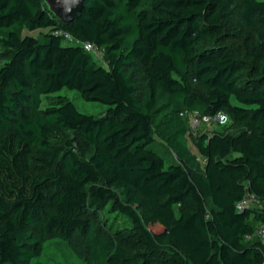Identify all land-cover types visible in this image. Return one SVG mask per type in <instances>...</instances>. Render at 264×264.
Instances as JSON below:
<instances>
[{
    "label": "trees",
    "instance_id": "trees-1",
    "mask_svg": "<svg viewBox=\"0 0 264 264\" xmlns=\"http://www.w3.org/2000/svg\"><path fill=\"white\" fill-rule=\"evenodd\" d=\"M0 48V264H62L34 260L56 237L87 264H264V0H85L69 22L0 0ZM63 87L109 107L43 106ZM220 110L193 135L190 113ZM109 208L124 236L96 223Z\"/></svg>",
    "mask_w": 264,
    "mask_h": 264
},
{
    "label": "rangeland",
    "instance_id": "rangeland-1",
    "mask_svg": "<svg viewBox=\"0 0 264 264\" xmlns=\"http://www.w3.org/2000/svg\"><path fill=\"white\" fill-rule=\"evenodd\" d=\"M49 29L50 27H43L34 30L25 29L24 33L38 35L40 32L48 31ZM261 32L262 31L260 29H256L254 31V34L260 35ZM5 55H6L5 51L2 48H0V64L3 62ZM98 61L106 64L105 59ZM58 96H67L68 98H70L75 102V104L77 105L80 111L87 114L101 115L109 107V105L99 101L86 100L85 98H83V96L78 90L70 89L68 87H63L57 92L50 94L49 98L45 97L43 100V106H45L49 101L56 99ZM214 128H221V127L217 126L216 124H212L209 126L200 125L196 128H192L191 131L194 136H199V134L203 130H211ZM66 134L70 137H74V135L70 132ZM74 139L77 146L80 147V143H78L76 138ZM155 146L159 148L161 153L166 157L167 163H170L175 160L174 152L167 145H165L162 142H155ZM84 152L88 156L92 152V150L91 148H87L84 149ZM116 191L120 192L119 190ZM95 220L96 223L100 224L103 232L109 230L112 233L119 235V237L124 236L129 231V229L133 227V221L130 218L124 215L118 216L115 214L114 210L112 209L110 210V208L103 210V212H100L98 216L95 218ZM149 226L153 230L156 228V226H154L152 223H149ZM129 239L130 238L127 237V238H123L122 240V242L128 248H130ZM34 260H39L47 263L87 264L84 259L78 257L75 254L73 248L68 243H66L63 239L59 237L51 238L47 240L44 244L41 254L36 256Z\"/></svg>",
    "mask_w": 264,
    "mask_h": 264
},
{
    "label": "built area",
    "instance_id": "built-area-1",
    "mask_svg": "<svg viewBox=\"0 0 264 264\" xmlns=\"http://www.w3.org/2000/svg\"><path fill=\"white\" fill-rule=\"evenodd\" d=\"M59 33L64 36L67 43L79 44L84 47V49L90 52L96 59L102 60L105 59V50L98 47L94 42L91 41H82L75 38L69 32L64 30H59ZM191 116V125L192 128L198 127L200 124L205 123L208 126L212 124L216 125H226L230 121L229 114L223 110L218 111L214 114H200L198 111L190 113ZM257 200V197L254 193L248 192L245 196L237 203V208L242 209L248 205L253 204ZM257 237L262 243L264 248V223H260L255 231L248 237Z\"/></svg>",
    "mask_w": 264,
    "mask_h": 264
},
{
    "label": "water",
    "instance_id": "water-1",
    "mask_svg": "<svg viewBox=\"0 0 264 264\" xmlns=\"http://www.w3.org/2000/svg\"><path fill=\"white\" fill-rule=\"evenodd\" d=\"M52 14L64 22L76 19L84 10L85 0H44Z\"/></svg>",
    "mask_w": 264,
    "mask_h": 264
}]
</instances>
